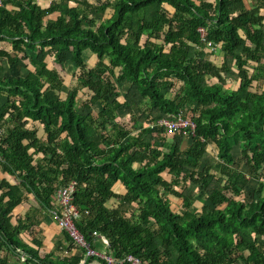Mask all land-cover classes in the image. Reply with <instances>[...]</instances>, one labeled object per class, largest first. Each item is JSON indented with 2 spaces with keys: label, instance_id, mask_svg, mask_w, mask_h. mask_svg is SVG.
<instances>
[{
  "label": "trees",
  "instance_id": "1",
  "mask_svg": "<svg viewBox=\"0 0 264 264\" xmlns=\"http://www.w3.org/2000/svg\"><path fill=\"white\" fill-rule=\"evenodd\" d=\"M262 11L264 0L253 9L246 0L0 7V169L15 183L0 180V254L19 251L23 264H107L65 233L41 257L40 239L38 250L21 240L34 224L12 226L26 194L54 210L57 189L75 181L76 228L92 251H103L94 234L105 238L115 264H264ZM77 71L70 89L64 74ZM179 115L196 126L193 137L149 127Z\"/></svg>",
  "mask_w": 264,
  "mask_h": 264
},
{
  "label": "crops",
  "instance_id": "2",
  "mask_svg": "<svg viewBox=\"0 0 264 264\" xmlns=\"http://www.w3.org/2000/svg\"><path fill=\"white\" fill-rule=\"evenodd\" d=\"M53 1L54 0H38L37 3L42 8H48L50 7ZM88 1L91 3H95L97 0H88ZM257 1L258 0H246L247 8L253 9ZM110 14H111V10L107 9L105 15L103 16L100 15L99 18L101 21H105L106 19L110 18ZM262 14L264 16V11H262ZM58 16L59 14H53L49 16V18L45 20V24H47L49 21L57 20ZM2 47H4L8 51L10 50V47L6 44H3ZM85 56L87 58L86 64L88 69L94 68L96 64H98L97 57L94 56L92 53L86 52ZM48 67L49 69H56L53 63L49 64ZM58 71L60 70L58 69ZM64 75L66 78V74ZM237 87H238L237 83H235V85L232 86V88L235 90L237 89ZM30 126L31 127L37 126L39 129L40 127L43 128L40 123L30 124ZM168 135L170 137L173 134L169 133ZM1 179H6L11 184H15L14 179H12V177H9L5 173H2L0 169V180ZM115 190L122 191L123 189L118 184L116 185ZM25 219H28L27 225L34 224V226L30 230L33 234L29 235L28 233H26L21 236V240L28 247L38 250L36 246H34L32 241L34 240V238L40 239V241L42 242V248L39 250L41 257H44L46 255L51 254L53 251H56L55 249L57 248L59 243L61 242L63 243L64 233L60 230L58 224L54 220L53 209L48 210L47 208L43 207L42 204L38 202L36 199H34L33 195L31 194H26L25 201L21 205H18L16 208H14V210L12 211V220H11L12 226H15L17 224V221H24ZM34 232L38 234L37 237L33 236ZM18 253L19 256L20 255L22 256V254L19 251ZM56 255L58 256L59 253H57ZM19 256H15L12 253L4 251L0 254V262L3 261V264H23L24 262L22 263L20 261Z\"/></svg>",
  "mask_w": 264,
  "mask_h": 264
},
{
  "label": "built area",
  "instance_id": "3",
  "mask_svg": "<svg viewBox=\"0 0 264 264\" xmlns=\"http://www.w3.org/2000/svg\"><path fill=\"white\" fill-rule=\"evenodd\" d=\"M12 1L14 0H0V7L5 6V4H10ZM198 33L200 34V40L204 42L205 34L203 30H198ZM207 46L211 48L210 44H208ZM149 127L161 128L171 134L183 132L190 137L194 136L196 130V126L194 125V123L188 118H183L182 115H179V117L175 119H162L156 124L150 125ZM76 188V182L70 181L67 185L61 186L57 189L55 194L56 208L53 210V217L55 222L58 224L60 230L65 233L76 246L88 251L87 257H98L101 260L106 261L107 264H115L116 261L112 260V258L107 256V254L105 253L109 248V243L105 238L100 237L98 234H94V237L100 240V244L104 247L105 251L102 254H98L97 252L94 253L92 250H90V247L85 242L84 237L77 230L76 223L80 218V213L74 204V195L76 193ZM124 263L142 264L141 261L132 257H127L124 260L120 261V264Z\"/></svg>",
  "mask_w": 264,
  "mask_h": 264
},
{
  "label": "rangeland",
  "instance_id": "4",
  "mask_svg": "<svg viewBox=\"0 0 264 264\" xmlns=\"http://www.w3.org/2000/svg\"><path fill=\"white\" fill-rule=\"evenodd\" d=\"M216 56H218V54L216 53L215 54ZM97 65L98 64H96V66L94 67V68H91V69H95L96 67H97ZM106 65H108L109 66V63L108 62H106ZM68 66H70V65H68ZM90 69V70H91ZM80 76V71H78V73L76 74H74L73 76H72V78H70V76H67L66 75V86L68 87V88H70V89H76V88H78V82H77V79H78V77ZM233 85H235V83H233L232 85H231V87L233 86ZM260 86H261V88H263L264 89V82H260ZM253 92H255V91H257V89H253L252 90ZM83 96H82V94H80L79 95V98L77 99L78 100V106H81L86 100H85V98H82ZM62 98H66V96L64 95V96H62ZM96 115V114H95ZM190 113H188V117H190ZM120 124H124V123H127V121H126V119L125 120H123V121H120L119 122ZM184 146H185V144L183 145V148H184ZM208 152H209V154H211V155H214V152H213V150H212V148H210L209 147V149H208ZM233 153H235V155L236 156H240V155H242V152H241V150H240V148L239 147H235V149H233ZM237 157V158H238ZM177 201H174V206H173V208L174 209H176V206H177V203H176ZM196 205L197 206H199V201L198 202H196ZM100 244V243H99ZM101 245V244H100ZM98 246V245H97ZM99 247V246H98ZM101 248L103 249V251H96L98 254H102V253H104V247L101 245ZM94 253H95V251H93ZM111 259V258H110ZM112 260H114V259H112ZM115 261V260H114ZM104 262H106V261H104Z\"/></svg>",
  "mask_w": 264,
  "mask_h": 264
}]
</instances>
